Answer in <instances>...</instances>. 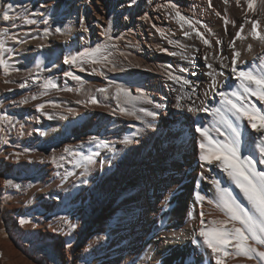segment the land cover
Segmentation results:
<instances>
[{"label":"bare ground","instance_id":"1","mask_svg":"<svg viewBox=\"0 0 264 264\" xmlns=\"http://www.w3.org/2000/svg\"><path fill=\"white\" fill-rule=\"evenodd\" d=\"M254 21L264 35V0H255L254 10L248 0H69L60 25L68 39L63 36L60 42L58 36L46 45L50 54L58 52L49 71L45 131L52 214L46 238L58 242L57 249L61 241L70 243L71 258L84 247L79 264H217V254L203 243L199 229L229 219L221 189L256 213L219 161L200 158L199 145L207 138L198 129H206L214 140H232L227 118L241 131L242 157L251 156L257 170L264 171L260 135L229 112L220 95L234 99L236 91L246 98L239 103L264 111V101L244 92L239 76L249 69L264 73V41L253 37ZM114 41L116 49L98 64L110 77L136 80L120 88L118 101L110 77L100 80L94 74L90 84L104 94V102L94 92L72 106L66 89L78 85L75 95L82 98L87 83L77 73L82 49ZM66 58L76 63H65ZM61 67L62 74L53 75ZM93 98L97 103H91ZM121 107L135 115L121 113ZM68 119L74 120L70 132ZM74 147L85 160L70 183L59 184L55 178L62 177ZM228 251L232 254L222 256L225 264H259L255 257ZM14 259V254H2L0 264H15Z\"/></svg>","mask_w":264,"mask_h":264},{"label":"rangeland","instance_id":"2","mask_svg":"<svg viewBox=\"0 0 264 264\" xmlns=\"http://www.w3.org/2000/svg\"><path fill=\"white\" fill-rule=\"evenodd\" d=\"M8 4L13 8L8 9ZM68 4L69 0H0V61L3 62L0 63V258L2 254H14L15 264H27L30 260H40L44 264H79L81 254L85 256L82 247L68 258L70 243L61 241V248L57 249L58 242L46 238L52 214L46 168L49 141L45 139V131L50 113L49 71L51 62L58 55V52L50 54L46 45L53 43L58 36L60 42L63 41L64 31L59 34L55 29H61ZM5 13L11 19L4 20ZM115 43L117 46L114 41L99 47L101 52L96 56L97 63L83 55L94 47L82 49L76 72L87 83L83 86L82 98L75 95L78 85L72 84L66 89L71 92L68 99H71L72 106L94 92L96 99L101 104L104 102V94L96 93L90 83L94 74H100V80L109 76L108 70L98 63L106 62L116 49ZM62 72L61 67L53 75L59 76ZM126 78L122 74L109 78L115 92L129 81L136 80V77ZM73 121L67 120L68 132L72 130ZM71 152L62 177L55 178L59 184L70 183L85 160L80 148L74 147ZM22 220L26 222L22 223ZM87 245L85 240L83 246Z\"/></svg>","mask_w":264,"mask_h":264},{"label":"snow or ice","instance_id":"3","mask_svg":"<svg viewBox=\"0 0 264 264\" xmlns=\"http://www.w3.org/2000/svg\"><path fill=\"white\" fill-rule=\"evenodd\" d=\"M227 2V0H225ZM239 3V0H237ZM255 0H248V7L250 10H254ZM175 7V5H173ZM8 9H12L13 5L8 4ZM177 16L183 21V17L179 12ZM4 20L11 19L7 13L3 15ZM31 23L32 21H27ZM256 23L253 22L252 35L254 38L264 41V35L256 31ZM57 33L61 32V29L57 27L55 29ZM188 33H185L187 35ZM202 35V34H201ZM238 38L239 33L237 34ZM205 43H208L205 40ZM251 45H249V50ZM101 52L100 48H93L83 55L88 56L92 63H97L96 56ZM238 58L239 52L235 53ZM104 57H101L103 59ZM0 63H3L0 61ZM65 63H76L75 58H66ZM210 67V66H209ZM71 75V73H68ZM239 76L242 79V85L244 92L248 93L249 96H256L260 101H264V73L254 74L252 70H241ZM76 79L77 77H73ZM175 79V77H173ZM187 83V81L185 82ZM53 87L55 85H52ZM99 91L104 92L105 89ZM123 89L117 88L116 96L119 101L121 92ZM221 96L225 97V103L228 105V111L235 113L237 119H244L247 124L255 130L261 138L259 151L261 156H264V111L257 108L255 104L246 105L239 103L246 98L240 95L238 92L233 91L231 96L234 99H228L227 94L221 93ZM91 103H97L96 99L93 98ZM43 107L42 105L40 106ZM191 110V109H190ZM207 111V109H205ZM219 112V109L216 110ZM120 112L126 115H135V113L128 111L126 108L121 107ZM149 116H156L157 113L149 112ZM140 117H137L139 119ZM224 122L228 128L231 129L234 134V138L228 141L214 140L209 135L208 131L203 128H199L204 137L207 138V143L201 142V155L200 158L209 163L219 161L220 166L228 173V175L235 181V184L241 189L244 196L251 203L255 209V215L250 212L249 209L245 208L240 204L235 197H232L227 189H221L223 203L222 207L228 213L229 219L222 220L219 222L220 226H214L209 229L201 227L199 229V236L203 237V243L207 245L212 252L216 253L217 264H225L223 257L231 255L228 249H233L235 256L243 257H255L259 261V264H264V251H259L256 245L264 246V171H259L255 167L257 161L253 160L251 156L242 157L240 149V137L241 131L231 121L224 118ZM148 127H152L151 124ZM131 140H125L124 143H131ZM264 163V159L259 161ZM7 183H11L8 181ZM18 187V186H17ZM217 187L219 183L217 182ZM203 212L201 216L203 217ZM238 221L240 226L237 227L234 222ZM22 223L26 221H21ZM204 221L201 219V224ZM213 225L217 224V221L212 222ZM232 226L229 227L228 225ZM198 242V241H194Z\"/></svg>","mask_w":264,"mask_h":264}]
</instances>
